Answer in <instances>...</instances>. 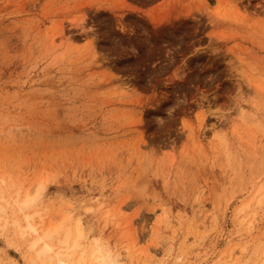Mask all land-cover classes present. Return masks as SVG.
Returning a JSON list of instances; mask_svg holds the SVG:
<instances>
[{"label":"rangeland","instance_id":"374dc122","mask_svg":"<svg viewBox=\"0 0 264 264\" xmlns=\"http://www.w3.org/2000/svg\"><path fill=\"white\" fill-rule=\"evenodd\" d=\"M0 207V264H264V0H0Z\"/></svg>","mask_w":264,"mask_h":264},{"label":"bare ground","instance_id":"6f19581e","mask_svg":"<svg viewBox=\"0 0 264 264\" xmlns=\"http://www.w3.org/2000/svg\"><path fill=\"white\" fill-rule=\"evenodd\" d=\"M249 119V118H247ZM246 120V119H245ZM254 119H250L249 122H252ZM248 121V120H246ZM42 185H38L36 188V191L34 195H28L27 193L22 197L21 201H19L17 204V209L19 211H24L26 208H28L38 197L40 191L42 190ZM261 189V188H260ZM261 191V190H259ZM258 192V191H257ZM15 195H19L17 192ZM16 205V203H14ZM248 207V203L243 204L238 209V214L242 213L246 208ZM14 208V207H13ZM0 211H2V208L0 207ZM33 215L32 214H26L24 215L25 225L21 226L16 221L12 222L13 226H16L17 232H19V235L21 237L28 236L33 237L31 242L29 243L28 250L35 253V258L42 262L43 258H46L47 255L52 252L53 248L48 245L47 241L51 239L54 235H57L61 226L60 225H51L48 226L46 230L41 231L40 226L42 225L43 220L40 221L39 224L33 223ZM82 226V225H81ZM79 222L75 226V236L72 240H70V232H67L63 238L59 241L60 247H58L54 252L53 255L48 256V260L52 261L53 258H56L55 264H67V262L62 258H68V252L69 250H75L79 247L78 240L82 238V228H81ZM98 249L92 248L90 257L94 258L96 260V263L98 264H104L103 258L100 256H95L98 253ZM264 256V251H263ZM84 258L82 255H80L77 264H83Z\"/></svg>","mask_w":264,"mask_h":264}]
</instances>
